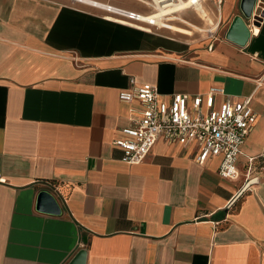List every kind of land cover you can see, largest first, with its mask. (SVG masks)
Here are the masks:
<instances>
[{
  "label": "crops",
  "instance_id": "crops-1",
  "mask_svg": "<svg viewBox=\"0 0 264 264\" xmlns=\"http://www.w3.org/2000/svg\"><path fill=\"white\" fill-rule=\"evenodd\" d=\"M245 1L207 0L208 27L182 22L210 34L184 45L70 0H0V264H69L81 249L85 264H264V14L245 43L227 37ZM132 80L164 101L212 87L217 106L250 97L239 177L163 140L121 160L114 140L142 108L120 100ZM41 190L60 214L37 210Z\"/></svg>",
  "mask_w": 264,
  "mask_h": 264
},
{
  "label": "built area",
  "instance_id": "built-area-1",
  "mask_svg": "<svg viewBox=\"0 0 264 264\" xmlns=\"http://www.w3.org/2000/svg\"><path fill=\"white\" fill-rule=\"evenodd\" d=\"M134 1L146 9L129 8L108 1L104 17L138 30L159 34L160 30L167 28V22H170V16L162 11L177 8L181 12L207 2ZM261 1L264 3V0ZM180 12L174 13L175 17ZM156 13L160 16H155ZM219 93L224 94V91L217 87L210 88L206 94L177 91L171 95L170 100L164 101L160 99L155 85L138 84L132 80L131 86L120 92V100L129 104L139 102L142 108L140 117H132L130 124L122 129V136L114 140V145L123 151L121 160L139 164L148 157L156 142L163 140L168 144L194 147L199 164H203L211 156H221L219 173L225 178L237 179L240 175L237 162L243 154L242 146L254 128L257 112L251 105L250 97L238 102L228 97L217 106L216 95ZM261 156L264 158V150ZM254 159L255 157L248 158L249 167ZM250 181L242 185L241 194L249 188Z\"/></svg>",
  "mask_w": 264,
  "mask_h": 264
},
{
  "label": "water",
  "instance_id": "water-1",
  "mask_svg": "<svg viewBox=\"0 0 264 264\" xmlns=\"http://www.w3.org/2000/svg\"><path fill=\"white\" fill-rule=\"evenodd\" d=\"M264 3L257 0H246L243 7V16L234 19L227 32V37L236 43H245L250 35L247 20H259L264 14ZM37 210L50 214H60L61 207L56 197L47 190H41L37 196ZM87 251L81 249L69 264H85Z\"/></svg>",
  "mask_w": 264,
  "mask_h": 264
},
{
  "label": "rangeland",
  "instance_id": "rangeland-1",
  "mask_svg": "<svg viewBox=\"0 0 264 264\" xmlns=\"http://www.w3.org/2000/svg\"><path fill=\"white\" fill-rule=\"evenodd\" d=\"M99 1H103V2L108 3L107 0L106 1L105 0H99ZM126 1L129 2V5H130L129 7H131V8L137 7V8L146 9L143 5H141L140 3H138L134 0H126ZM205 4H206V7L209 8L208 3L206 2ZM86 6H88V5H86ZM92 8H94V7H92ZM94 9H97V8H94ZM97 10L100 13L103 12L106 14V12L103 10H100V9H97ZM177 16H180V14H177ZM182 17L184 20H187L191 23H194L195 25H197L201 28L202 27L203 28L208 27L206 21L203 20V18L200 16L198 11L194 10L193 8L186 10V12H184L182 14ZM174 22H176L179 25L187 26L189 29L192 30L193 33L191 35H182V34H178L176 32H172V31L167 30V29H162L159 31V34H162V33L167 34L169 37L177 40L179 43L184 44V45H188V44H192V43L194 44L196 42H200L201 40L205 39L210 34L208 31H204V32L200 31L199 29H196L190 25L188 26L187 24H184V23L180 22L179 20H176Z\"/></svg>",
  "mask_w": 264,
  "mask_h": 264
},
{
  "label": "bare ground",
  "instance_id": "bare-ground-1",
  "mask_svg": "<svg viewBox=\"0 0 264 264\" xmlns=\"http://www.w3.org/2000/svg\"><path fill=\"white\" fill-rule=\"evenodd\" d=\"M71 1H74V2H77L79 4H84V5H88L90 7H94V8H97V9H100V10H103V11H106L108 10V6H109V3H106V2H103V1H99V0H71ZM205 8L207 10V7H206V4H202L201 6H197L196 8H194V10L196 11H201L202 12V15L206 18V20H208L207 22H211L208 14L205 12ZM180 9H177V8H173V9H168L166 11H162L164 12L163 14H168L170 16V18L168 19L170 22H167V30H170L171 28L173 29H178V28H181V27H178L176 26L174 23V21L176 20H179L180 22L184 21L183 17H182V14L183 12L185 11H179ZM176 12H180V16H176L175 17V14ZM157 17L160 16V14H157L156 15ZM113 19V17H112ZM115 20V19H113ZM158 23H161L160 21H157ZM183 23V22H182ZM213 23V22H212ZM177 24V23H176ZM183 32H188L185 28H181L179 29ZM176 31V30H175Z\"/></svg>",
  "mask_w": 264,
  "mask_h": 264
}]
</instances>
